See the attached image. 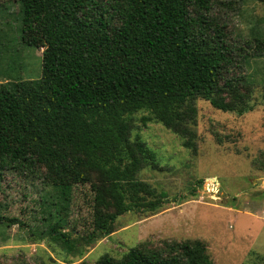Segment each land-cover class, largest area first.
<instances>
[{"label": "trees", "instance_id": "1", "mask_svg": "<svg viewBox=\"0 0 264 264\" xmlns=\"http://www.w3.org/2000/svg\"><path fill=\"white\" fill-rule=\"evenodd\" d=\"M18 2L25 9L35 7L38 17L31 23L23 15L21 31L0 35V60L5 55L10 60L0 83V185L5 171L29 170L48 188L40 196L43 229L35 233L41 240H58L64 252H80L79 240L89 244L110 235L121 214L155 213L167 198L139 177L157 162L152 150L131 138L134 114L146 112L143 124L158 122L187 146L197 136L198 99L242 115L253 109L250 99L260 87L264 103V73H256L264 46L255 45L249 53L243 46L200 43L227 37L225 25L209 15L212 0ZM5 4L0 2L1 24ZM250 25L253 38L264 43V15ZM24 33L45 43L73 45L44 50L39 77L23 80L14 73L16 54L7 51ZM139 40L165 44L115 45ZM239 65L246 67L243 75L236 74ZM24 88L32 104L26 125L17 121L14 100ZM18 133L24 134L25 146L17 143ZM84 185L93 195L91 227L72 239L75 231H65L71 193ZM18 222L0 212V227ZM145 242L120 258L104 254L95 264H215L200 239Z\"/></svg>", "mask_w": 264, "mask_h": 264}, {"label": "rangeland", "instance_id": "2", "mask_svg": "<svg viewBox=\"0 0 264 264\" xmlns=\"http://www.w3.org/2000/svg\"><path fill=\"white\" fill-rule=\"evenodd\" d=\"M1 1H6L7 6L5 24L0 23V35L21 31L23 15L29 16L31 23L38 17L35 7L25 9L18 0ZM217 1L220 0H212L209 15L225 25L227 37L205 38L201 44L243 46L249 53L254 52L255 45L264 46L248 31L250 21L264 15L262 1L228 0L232 3L228 7ZM18 35L7 54H16L14 73L23 80L39 77L44 50L73 45L45 43L27 33L21 34L19 39ZM155 44L165 42L115 43L116 46ZM8 58L5 55L0 60V83L6 81L4 69L10 62ZM245 70L246 67L239 65L236 74L243 75ZM257 72L264 73V60L258 64ZM14 100L17 121L26 125L32 107L27 88ZM250 103L253 109L238 115L198 99L197 136L187 146L162 124L155 121L143 124L141 117L146 112L134 114L131 138H137L152 150L157 162L155 168H143L139 177L165 191L167 198L155 213L121 214L108 236L89 244L79 240L80 252L67 253L58 240L37 238L35 232L43 229L40 196L48 188L29 170L5 171L0 185V212L19 222L0 227V264H95L104 254L120 258L128 248L140 242L161 245L164 240L186 239L204 241L215 264H264V218L260 213L264 205V103L260 87L254 88ZM23 137L24 134L18 133L17 143L25 146ZM198 179H202L200 184H197ZM92 196L89 185L73 187L65 226V231L71 234L75 231L72 239L87 233L91 227Z\"/></svg>", "mask_w": 264, "mask_h": 264}, {"label": "built area", "instance_id": "3", "mask_svg": "<svg viewBox=\"0 0 264 264\" xmlns=\"http://www.w3.org/2000/svg\"><path fill=\"white\" fill-rule=\"evenodd\" d=\"M263 189H264V184H263ZM263 202H264V193H263ZM261 216L264 218V205L263 208L260 210Z\"/></svg>", "mask_w": 264, "mask_h": 264}, {"label": "crops", "instance_id": "4", "mask_svg": "<svg viewBox=\"0 0 264 264\" xmlns=\"http://www.w3.org/2000/svg\"><path fill=\"white\" fill-rule=\"evenodd\" d=\"M262 188H263V185H262ZM230 207H233V206L230 205ZM260 213H261V212H260ZM261 217H262V216H261ZM262 218H263V217H262Z\"/></svg>", "mask_w": 264, "mask_h": 264}, {"label": "water", "instance_id": "5", "mask_svg": "<svg viewBox=\"0 0 264 264\" xmlns=\"http://www.w3.org/2000/svg\"><path fill=\"white\" fill-rule=\"evenodd\" d=\"M215 180V179H214ZM217 183V182H216Z\"/></svg>", "mask_w": 264, "mask_h": 264}]
</instances>
